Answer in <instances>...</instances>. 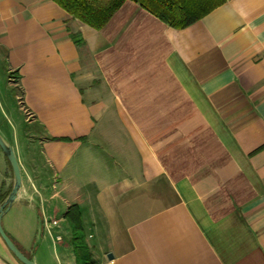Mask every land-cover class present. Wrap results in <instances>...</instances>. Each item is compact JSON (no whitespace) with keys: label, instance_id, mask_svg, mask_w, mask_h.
<instances>
[{"label":"crops","instance_id":"1","mask_svg":"<svg viewBox=\"0 0 264 264\" xmlns=\"http://www.w3.org/2000/svg\"><path fill=\"white\" fill-rule=\"evenodd\" d=\"M0 134L1 225L35 264H76L71 207L94 264H264V0L180 30L130 0L99 30L0 0ZM12 184L0 150V205Z\"/></svg>","mask_w":264,"mask_h":264},{"label":"trees","instance_id":"2","mask_svg":"<svg viewBox=\"0 0 264 264\" xmlns=\"http://www.w3.org/2000/svg\"><path fill=\"white\" fill-rule=\"evenodd\" d=\"M83 24L101 29L127 0H52ZM171 28L184 29L203 18L226 0H130ZM78 44V38H73ZM76 264H94L88 255L77 209L67 212Z\"/></svg>","mask_w":264,"mask_h":264},{"label":"water","instance_id":"3","mask_svg":"<svg viewBox=\"0 0 264 264\" xmlns=\"http://www.w3.org/2000/svg\"><path fill=\"white\" fill-rule=\"evenodd\" d=\"M0 150L7 159L9 166L11 168L12 177H13V184L11 190L9 191L8 195L4 199V201L0 205V238L15 258V260L19 264H35L31 259L27 258L18 248L17 246L11 241V239L5 234L2 225L1 219L2 216L8 211L9 207L17 197L19 189L21 187V174L18 165L17 158L12 147L4 140V138L0 134ZM108 259H112L111 255H108Z\"/></svg>","mask_w":264,"mask_h":264},{"label":"rangeland","instance_id":"4","mask_svg":"<svg viewBox=\"0 0 264 264\" xmlns=\"http://www.w3.org/2000/svg\"><path fill=\"white\" fill-rule=\"evenodd\" d=\"M18 102H19V107L22 109V112H23V114L25 115V117H27L28 118V115H27V113L23 110V108H22V104L20 103L21 102V100H18ZM15 113H16V118L19 120V122H20V124H21V121L23 122V117L21 116V114L20 113H18L17 111H15ZM84 232V231H83ZM70 237H71V235H70ZM38 238H39V240L41 239V234H40V231L38 232ZM43 248H44V245L42 246V248H41V250H43ZM60 251V250H59ZM47 253V250H45V252H44V254L46 255L45 257V261L48 263V264H57V261L58 262H60V260H59V256H60V253H54V248L53 247H51V245H50V247H49V251H48V253ZM50 253V254H49ZM59 254V255H58ZM48 255H50L49 257H48ZM55 257H58L57 258V260H56V258ZM51 262V263H50Z\"/></svg>","mask_w":264,"mask_h":264}]
</instances>
